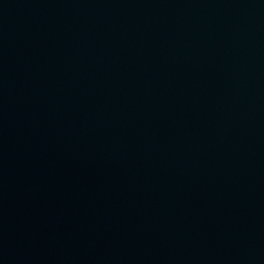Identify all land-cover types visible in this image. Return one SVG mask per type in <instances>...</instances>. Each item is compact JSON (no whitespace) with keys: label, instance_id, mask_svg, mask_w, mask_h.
Returning a JSON list of instances; mask_svg holds the SVG:
<instances>
[{"label":"water","instance_id":"obj_1","mask_svg":"<svg viewBox=\"0 0 264 264\" xmlns=\"http://www.w3.org/2000/svg\"><path fill=\"white\" fill-rule=\"evenodd\" d=\"M0 264H264V0H0Z\"/></svg>","mask_w":264,"mask_h":264}]
</instances>
